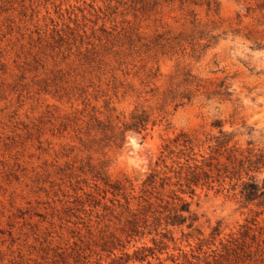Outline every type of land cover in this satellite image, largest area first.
I'll return each instance as SVG.
<instances>
[{"label": "rangeland", "instance_id": "rangeland-1", "mask_svg": "<svg viewBox=\"0 0 264 264\" xmlns=\"http://www.w3.org/2000/svg\"><path fill=\"white\" fill-rule=\"evenodd\" d=\"M261 2L0 0V264H264ZM216 124L235 160L182 192Z\"/></svg>", "mask_w": 264, "mask_h": 264}, {"label": "trees", "instance_id": "trees-1", "mask_svg": "<svg viewBox=\"0 0 264 264\" xmlns=\"http://www.w3.org/2000/svg\"><path fill=\"white\" fill-rule=\"evenodd\" d=\"M260 7L264 9V0H262ZM228 89L229 86L225 85L224 82L222 81L219 84L218 93L223 96H229L230 92L228 91ZM149 121H150L149 115L146 114L144 110H141L140 112L133 113L130 122L124 124V128L131 129L134 132L140 133L142 130L147 128ZM216 125L220 127L219 124ZM218 133L219 134L217 136L212 137L214 138L213 140L214 144L207 145V149H208L207 157H205L203 153L198 154V156L196 155V153L193 151L194 150V146L192 144L193 139L190 138L187 134L180 133L176 137H174L173 142L176 145L182 147L181 155L186 157L185 167L183 168V166L180 165V171H178V174L181 173L184 174L182 178H179V181L181 179L184 180V184H182V182H179L180 186H185V188L182 189V192L188 191L192 193L194 191L193 186H197L198 184L209 183L211 177L210 172H212L211 169L214 168L216 169V171L219 170L218 157L223 156L226 151L227 154L225 158L227 160H230L233 157L231 153H229V151L232 150V147L231 149L227 148L234 136L233 133H228L224 131L221 127L218 129ZM214 153L216 157H213L212 154ZM197 157H199V159ZM213 160L216 161V163H213ZM233 160H235V157H233ZM237 172H238L237 170L231 172V175L227 176L228 179L239 180L240 177L238 176ZM151 182L153 181H150V184ZM235 185L236 183H234V186ZM240 193L245 201H252L257 198H262V200H264V180H263V185L261 187H259L257 183H255L253 177H251L249 181H242ZM173 199L178 201V207L175 206L172 209H170L169 214L166 216V218L169 219L170 224L171 225L182 224L185 221L189 220L190 222L188 223V226L189 227L192 226V224L196 221L197 217L195 216V214L190 212L189 204L179 196L178 197L176 196Z\"/></svg>", "mask_w": 264, "mask_h": 264}]
</instances>
